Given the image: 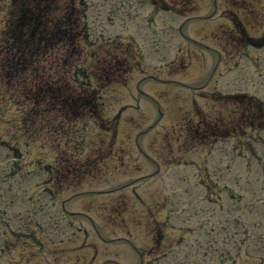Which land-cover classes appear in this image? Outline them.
Instances as JSON below:
<instances>
[{"label":"rangeland","instance_id":"obj_1","mask_svg":"<svg viewBox=\"0 0 264 264\" xmlns=\"http://www.w3.org/2000/svg\"><path fill=\"white\" fill-rule=\"evenodd\" d=\"M14 1L0 0V30ZM35 1L39 3L41 0ZM84 1L92 11L90 16L94 18L93 27L98 31L97 35H102L106 43L103 45L101 42L102 47L99 43L94 44L93 34L88 38V42L93 43H87V38L83 36L80 45L84 44L83 48L87 50L85 57H79V65L86 66L98 61L102 64L104 61L96 51L100 50L102 54L103 46L113 45L118 50L116 68L112 74L113 81L108 82L105 75L100 76L101 85H111L103 91L104 100L100 98L102 105L97 112L85 111L78 115L68 113L65 116L54 114L60 118L52 122L49 130L50 125H45L48 119L40 115L35 122L44 129L35 127L25 142L22 135L16 139L20 143L17 145L23 158L19 165L23 169H33L34 165L31 163L34 161L50 163L55 154L57 161L65 159L64 155L69 159L63 170L61 163H58V168L53 165L55 173L50 177L41 171L25 174V169L13 176L9 168L6 172L0 171L2 178H5V185L0 186V190H8L9 195H13V201L19 192L18 200L6 206L8 212L6 211L5 217L9 219L7 221H26L23 231L26 228L33 231L30 239L20 236L14 243L7 240L6 243L11 245L12 251L5 252V257L0 258L1 264L5 263V259H9V262L20 259L26 245H30L28 250L34 251H41L49 242L54 246L59 245L57 240L52 242L51 235L56 232L58 238L61 235L71 236L72 230L76 229L72 227L74 224L79 231L66 242L72 249L69 252L76 256L79 252L82 257L88 256L93 254L92 243H95L99 255H93L95 258L90 264L133 263L136 256L126 247L131 246L129 244L134 245L138 253L143 250L147 253L153 252L152 255L146 254L147 264H152L155 256L168 249L161 250L157 246L155 249H149L145 245L150 243L148 221L151 220L148 219H152L151 211L154 216L157 209L159 215L156 221L161 226L168 224L181 233L184 221L178 222L169 203L172 198L184 199L181 191H189L191 187L193 191L194 184H197L198 172L194 163L203 169L209 167L208 171L203 172L204 176L212 170L211 155L206 154L209 143L207 139L201 140L204 138L201 135L197 136L195 132L192 134L194 127L189 124V120H194L197 128L200 121L203 124L211 118L222 119L234 115L231 110L237 109L236 101L226 100L224 97L238 92L254 95L264 102V46L256 48L247 44V39H256L262 35L264 0H171L172 8L179 11L180 15L162 10L158 3L155 5V0ZM190 2L193 3L190 12L181 15L188 8L186 4ZM20 9L21 6L17 11ZM97 12L101 15L95 19ZM181 23L182 30L179 32L177 27ZM3 40L6 41L7 36H4ZM1 43L2 40L0 46ZM75 53L76 51L74 58L77 59ZM7 56V53L2 55L0 49V58ZM132 58L135 61L132 66H128L126 61ZM36 68L45 69V75L30 72L35 68L20 70V65L13 66L10 62L2 64L0 60V140L14 143L10 138V125L13 119L18 122L19 110L23 111L29 105H46L44 99L35 103L27 97L22 98L27 92V86L32 94L36 92L38 85L45 86V80L50 85L57 83L61 86L64 80L73 78V75L68 74L59 79L49 70L47 64ZM95 79L90 77L92 89L99 87ZM139 80V87L153 99L138 92L136 84ZM34 81L38 85L33 83ZM166 82L171 87L170 90L164 88ZM195 85L196 88L193 87ZM69 90L70 87L65 85L62 88V96H66ZM78 90H81L80 86L72 89L68 97L72 98ZM159 93L164 95L163 99L159 98ZM155 98H159L161 103ZM16 99L20 104L13 102ZM79 103L88 105L91 100L81 98ZM125 103H132L131 107L118 116L112 127L106 128L99 124L105 119L113 120L117 110L127 105ZM160 107H165L161 114L158 110ZM133 121H141V124L134 127ZM19 124L23 125V122L18 123L21 127ZM149 124L152 129L146 134L138 131ZM202 129L203 126L198 127L200 134L204 133ZM247 131L246 141L258 136V133L252 130ZM138 138L139 147L136 143ZM227 138L229 142L221 149L224 154L222 159H226L227 152L234 147L237 139L236 136ZM63 149L64 155H60ZM242 152L248 154L246 149ZM238 160L244 163L246 158L237 157L235 154L234 158L229 159L231 175H248L253 181L254 174H248L245 165L233 164ZM4 162L5 159H2L0 164ZM239 166H242V169ZM260 166L264 169V160ZM253 171L260 175L254 169ZM229 188L239 192L240 186ZM256 191L257 185L254 182L253 192ZM31 192L33 194L30 195ZM28 198L38 201L34 208L26 206ZM180 199L178 202H182ZM183 203L182 207L186 205ZM63 208L68 214L62 211ZM181 210L179 207L175 212L180 213ZM197 211H200V217L193 215L192 218H197L193 221L202 220L206 210ZM166 215L170 221H163ZM122 219L124 225L130 229L133 228L131 221L142 223V227L136 229L137 235L132 241L126 239L128 235L122 230ZM20 229L16 224L6 231ZM164 230L166 243L177 238L176 231L166 227ZM84 232L89 235L87 243H83L86 239ZM12 234L16 233L5 232V239ZM102 236L113 242L103 243ZM195 238L192 235L187 240L184 236L186 243H192ZM19 239L23 241L19 242ZM36 239L39 242H36ZM123 239L130 243H125ZM151 240L153 242L152 238ZM37 243L39 245H36ZM190 243L187 245L190 246ZM99 245L106 249L100 248ZM113 248H116L117 254L111 253ZM243 248L242 246L241 250ZM199 251L201 250H193L187 257L188 260L193 261ZM155 253L157 254L154 255ZM37 254L40 255L38 252ZM237 259L243 260L241 257ZM168 260L170 264H183L184 258L179 253L175 258L168 256ZM42 263L43 260L36 257L33 264ZM47 264H58V261L49 259ZM60 264H64V261Z\"/></svg>","mask_w":264,"mask_h":264}]
</instances>
